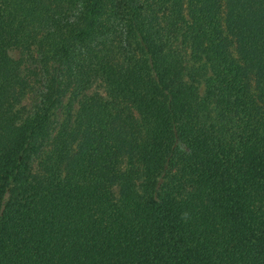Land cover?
Returning <instances> with one entry per match:
<instances>
[{
    "label": "trees",
    "instance_id": "1",
    "mask_svg": "<svg viewBox=\"0 0 264 264\" xmlns=\"http://www.w3.org/2000/svg\"><path fill=\"white\" fill-rule=\"evenodd\" d=\"M0 264H264V0H0Z\"/></svg>",
    "mask_w": 264,
    "mask_h": 264
},
{
    "label": "clouds",
    "instance_id": "2",
    "mask_svg": "<svg viewBox=\"0 0 264 264\" xmlns=\"http://www.w3.org/2000/svg\"><path fill=\"white\" fill-rule=\"evenodd\" d=\"M188 217H189V213L187 212V211H185V212H183L182 214H181V220L182 221H187V219H188Z\"/></svg>",
    "mask_w": 264,
    "mask_h": 264
}]
</instances>
